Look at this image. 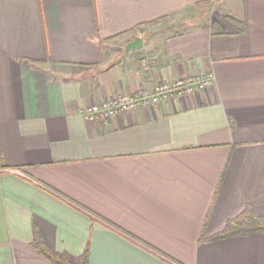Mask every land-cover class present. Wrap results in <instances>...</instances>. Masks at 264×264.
<instances>
[{"label": "crops", "instance_id": "crops-1", "mask_svg": "<svg viewBox=\"0 0 264 264\" xmlns=\"http://www.w3.org/2000/svg\"><path fill=\"white\" fill-rule=\"evenodd\" d=\"M247 208L264 216V0H0V264H53L36 235L89 264H264L262 233L209 239Z\"/></svg>", "mask_w": 264, "mask_h": 264}, {"label": "built area", "instance_id": "built-area-1", "mask_svg": "<svg viewBox=\"0 0 264 264\" xmlns=\"http://www.w3.org/2000/svg\"><path fill=\"white\" fill-rule=\"evenodd\" d=\"M214 81L212 73L203 72L173 81H165L153 89L142 88L134 94L119 95L96 102L83 109L82 114L89 120L107 122L111 117L155 105L165 99L183 97L205 90L211 87Z\"/></svg>", "mask_w": 264, "mask_h": 264}, {"label": "trees", "instance_id": "trees-1", "mask_svg": "<svg viewBox=\"0 0 264 264\" xmlns=\"http://www.w3.org/2000/svg\"><path fill=\"white\" fill-rule=\"evenodd\" d=\"M253 233L264 234V216L257 215L251 208H247L241 215L229 220L222 231L209 239L247 236ZM33 246L53 264H89L88 250L77 257L60 253L47 247L39 235L35 236Z\"/></svg>", "mask_w": 264, "mask_h": 264}, {"label": "rangeland", "instance_id": "rangeland-1", "mask_svg": "<svg viewBox=\"0 0 264 264\" xmlns=\"http://www.w3.org/2000/svg\"><path fill=\"white\" fill-rule=\"evenodd\" d=\"M214 10H217V9H211V11H214ZM224 11H226V10H223L222 13H224ZM218 13H219V12L216 11V12H215V15H217ZM213 16H214V15H213Z\"/></svg>", "mask_w": 264, "mask_h": 264}, {"label": "water", "instance_id": "water-1", "mask_svg": "<svg viewBox=\"0 0 264 264\" xmlns=\"http://www.w3.org/2000/svg\"><path fill=\"white\" fill-rule=\"evenodd\" d=\"M138 41H140V42H141V39H138Z\"/></svg>", "mask_w": 264, "mask_h": 264}]
</instances>
